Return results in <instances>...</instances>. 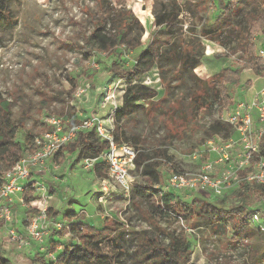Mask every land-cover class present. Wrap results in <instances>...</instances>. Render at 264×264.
Wrapping results in <instances>:
<instances>
[{"label": "rangeland", "instance_id": "1", "mask_svg": "<svg viewBox=\"0 0 264 264\" xmlns=\"http://www.w3.org/2000/svg\"><path fill=\"white\" fill-rule=\"evenodd\" d=\"M111 1L117 5L123 0ZM175 1L202 9L194 16L181 7L179 18L183 20V25L174 30L179 31V39L183 40H188L192 35L188 27L193 24L199 25L198 28L195 27L199 32L200 26L205 22L214 23L217 16L222 14L226 3L233 2V6L241 9L245 17L250 11L257 14L262 9L261 0ZM166 2L167 0H124L144 26L141 44L138 47L120 44L112 52H108L91 48L86 39L98 25H102L93 23L87 14V9H90L98 17L95 0H0V6L6 11L5 15L0 16V92L4 97H9L11 91L25 100V103H16L13 111L15 119L23 121L19 139L25 141L27 148L33 145L35 137L48 130V117H63L69 110L79 120L95 114L103 119L111 116L110 106L101 107L105 97L102 88L125 78L121 72L134 68L139 54L156 35H160V28L154 22L153 7L156 5L157 8H162ZM201 3H205L207 9ZM261 35L264 38L263 29L254 37L257 52L264 44ZM161 37L165 39L167 34H161ZM133 38L134 36L132 41ZM202 40L205 44V56L202 64L192 72L198 78L208 79L225 67H238L243 63L239 52L233 53L229 58L214 57L215 51L226 50L210 38L204 37ZM112 64L117 72L111 70ZM179 69L174 62L158 61L137 81L151 83L148 78L153 79L156 74L159 75L150 85H146L156 92L152 101H139L133 111L118 122L117 111L112 123L124 136L130 137L132 145L146 149L165 148L177 170L194 171L196 165L193 158L189 157L190 149L204 148L208 141L205 129L214 121L225 117L237 99L249 100L252 97L249 87L258 76L252 70H244L240 85L230 90L233 95L231 104L226 106L221 102H213L196 118L192 116L193 110L188 111L184 121L180 116L184 111L176 108L179 105H183V109L189 106L190 96L198 83L192 75ZM120 81L126 83L125 79ZM128 86L129 81L124 102L129 97ZM79 89L85 91L78 94ZM119 90L120 87L117 91ZM181 123L184 125L182 132L177 128ZM162 170L166 171L167 167H162ZM102 173V177L108 176L107 164ZM167 173L170 174L171 170ZM132 175L136 176L135 185H146L147 178L140 176L139 171L133 170ZM33 176L34 180L40 181L47 188L46 195L41 197L47 207V249L53 251L51 247L55 245L53 252L57 256L65 247L80 239L73 237V232L71 234L67 229H54L53 224L58 221L55 219H59L62 225L71 227L70 231L72 227H82L91 233L101 232L105 236L100 244L101 255L113 259L109 261L107 257V264H152L156 254L164 251L173 237L191 241V264H249L250 256L254 255L249 245L263 244L248 238V233L255 230L251 225L239 237H235L231 231L226 234L213 232L214 228L209 224L212 218H200L197 220L198 228H191V220L186 222L182 217L165 214L162 209L151 205V199L134 197V194H131L130 199L120 188L104 192L99 172L96 168L85 167L83 161L76 163L71 158H66L59 163L53 159L45 171L35 168ZM34 194L39 197L38 192L34 191ZM181 194L190 208L194 201L197 205L200 198L225 209L233 208L239 202L235 194L224 200L207 193ZM26 197H34L29 188L24 195L26 204H13L11 207V227L21 229V241L12 240L8 233L10 226L0 220V243L11 264H39L40 258L47 259L39 249L38 242L24 228L39 213L37 206H31ZM256 198L250 196L246 202L247 207L253 206ZM196 205L193 207L196 208ZM55 213H59V218L54 217ZM66 234L68 235L64 238ZM202 245L212 253L210 256L204 254ZM217 256L221 260H217Z\"/></svg>", "mask_w": 264, "mask_h": 264}, {"label": "trees", "instance_id": "2", "mask_svg": "<svg viewBox=\"0 0 264 264\" xmlns=\"http://www.w3.org/2000/svg\"><path fill=\"white\" fill-rule=\"evenodd\" d=\"M95 1L98 8V17L96 18L90 9H87V14L93 20V23L102 25H98L95 31L86 37L89 46L98 51L108 52H112L120 44L138 47L141 44L140 38L144 31V26L135 16L134 11L127 7L124 0L117 5H114L111 0ZM201 5L204 6L205 3H201ZM261 6L262 9L259 13L256 14L250 11L245 17L242 15L241 9L233 6V2L226 3L222 14L217 16L214 23L205 22L200 26L199 32L195 28H198L199 25L193 24L191 27H188L189 33L192 35L187 38L188 40H183L179 39V31L174 30L175 27H182L183 25V20L179 18V14L182 11L181 7H184L185 10L194 16H197L199 14L198 11L202 9L198 7L192 8L185 4L181 5L175 0H167L162 8H157L154 5V22L160 28V35H156L150 41L147 48L139 54L134 68L124 73L121 72V75L127 77L129 81V97L117 112V122L122 117L128 116L133 111V108L138 105L139 101H152V98L156 95L155 90L143 83H133V81H138L143 74L152 69L158 61L161 62L162 60L174 62V65L179 66L180 71L184 70L186 73L192 75L198 83L190 96L189 106L186 109H183V105H179L176 108L177 110L184 111V113H180L184 121L187 118L188 111L193 110L192 116L196 118L204 108H207L213 102H221L226 106L231 104L233 102V95L230 93V90L240 85L241 75L244 70H252L257 76H264V60L257 52L258 47L254 39L259 30H264V0H261ZM204 7L207 9L206 5ZM5 12L2 6H0V16L5 15ZM132 33L135 35H131ZM161 34H167V37L164 39V37H161ZM132 36H134V41L131 40ZM204 37L210 38L226 50L223 52L215 51L213 53L214 57L229 58L233 53L239 52L241 53L240 58L243 60V63L238 67H225L208 79L198 78L192 72L202 64V58L205 56V44L202 40ZM111 67L113 72H117L114 64ZM16 103H25V100L16 96L11 91L9 92V97H4L0 92V183L3 182L4 172L11 170L28 151L34 148L33 145L27 148L25 141L19 139L23 121L18 122L14 117L13 106ZM63 118L66 121L67 128L77 126L82 121L77 119L71 110L67 111ZM182 126H184L182 123L177 126L181 132L184 129ZM234 132V128L230 124L218 119L205 129V134L208 138L206 141L216 136L227 140L234 135ZM114 137L118 144H129L138 150L136 166L139 175L145 176L147 182L146 185H135L131 192V194H134V197L151 199L153 201L151 205H155L157 209H162L165 214L182 217L186 222L191 220L189 222L191 228H198L197 220L200 218H212L209 224L210 227L214 228L215 231L212 230L213 232L226 234L228 231H231L235 237H239L244 230L250 227L248 214L245 213L246 208H248L246 202L250 196L258 197L264 195V184L242 183L240 189L233 193L239 202L235 207L230 209L216 206L202 198L198 199L197 205L196 201H194L190 208L181 195L171 191L163 194L155 188L156 185H161L164 182L168 170H172L173 168L177 170L167 149L162 147L146 149L132 145L130 137L124 136L117 127ZM195 148L192 147L190 149L191 153H189V157L193 152L198 150ZM107 149V141L102 140L98 136L95 128L88 130L81 129L77 131L74 141L61 146L54 160L61 163L66 158H71L73 162H82L88 158H100L105 154ZM261 154L264 156V140L261 145ZM105 166L106 163L99 159L96 164V171L99 172L101 177L103 176L102 171ZM164 166L167 167L166 171L162 170ZM33 198L26 197V201H30ZM221 199L224 200L226 198L221 197ZM194 204L196 208L193 207ZM58 216L59 213L54 214V217ZM229 225L231 227L230 230L228 229ZM70 228L69 232H73L72 236L80 240L71 246L65 247L58 256L56 255V261L53 264L108 263L105 260L108 256L101 255L100 244L105 237L102 236L101 232L91 233L85 231L82 227L79 229L72 227L73 231H70ZM75 230L78 231L75 232ZM250 237L257 242H263V244L249 245L250 251L254 253V255L250 256L249 264H255L256 262L264 264V232L255 229L251 233H248V238ZM72 240L75 241L73 238ZM51 248L54 251L55 245ZM202 250L207 256L212 254L208 252L205 245H202ZM192 252L193 244L189 239L173 237L170 238L166 249L159 251V255L156 254V258L152 261V264H163L165 262L171 264H191ZM216 258L217 260L220 259L219 256ZM108 260L112 261L113 259L108 257ZM49 262L48 258L39 259V264H49ZM0 264H11L10 259L4 255L1 243ZM219 264L222 263L220 262Z\"/></svg>", "mask_w": 264, "mask_h": 264}, {"label": "built area", "instance_id": "3", "mask_svg": "<svg viewBox=\"0 0 264 264\" xmlns=\"http://www.w3.org/2000/svg\"><path fill=\"white\" fill-rule=\"evenodd\" d=\"M262 35L260 38L264 42ZM258 54L264 60V44ZM156 78H159L158 74L148 80L152 83ZM122 79H125L126 83H121ZM127 81V77L121 78L102 88L105 97L101 107L110 106L111 116L108 119L95 114L81 119L79 125L67 128L63 117H48L49 129L35 137L34 148L28 151L11 170L4 172L3 182L0 183V220L10 226L8 233L11 239L21 241V229L11 227L13 222L11 207L15 198L25 205L24 195L29 186H32L34 191L39 193V197L33 194L34 198L29 203L31 206H37L39 213L24 228L31 238L38 242L39 249L45 253L50 261L49 264L56 261V254L47 249L49 235V232L45 231L47 207L41 198L46 195L47 188L40 181L33 179L34 169L45 171L61 146L74 141L78 130L95 128L98 136L107 141L108 149L100 158L84 160L85 167L96 168L99 159L105 162L108 166V176L100 177L102 190L111 192V188H120L127 193L126 197L130 198L136 181L132 171H138L136 166L138 150L129 144L117 143L114 137L115 125L112 123L116 112L123 106ZM134 83H137V80H134ZM142 83L151 84L144 80ZM118 87H120L119 92ZM84 91L85 89H79L78 94ZM220 120L234 128V135L227 140L220 136L208 140L204 148L190 155L196 169L194 171L172 169L164 182L155 186L158 192L165 194L171 191L181 196L182 192H198L226 197L239 190L244 182L264 184V156L261 154L264 140V76L261 89L249 100L237 99L227 115ZM256 199L253 206L246 208L245 213L248 214L249 225L264 232V195ZM157 203L160 204L159 201ZM53 226L58 231L69 230V227L62 225L59 219ZM228 229H231L230 225Z\"/></svg>", "mask_w": 264, "mask_h": 264}, {"label": "crops", "instance_id": "4", "mask_svg": "<svg viewBox=\"0 0 264 264\" xmlns=\"http://www.w3.org/2000/svg\"><path fill=\"white\" fill-rule=\"evenodd\" d=\"M262 86H263V76H258V78L255 80V82H253L251 84V86L249 87V89H250L249 91H251V95L253 96L254 93L256 91H258L259 89H261ZM50 162H49V165H50ZM29 189L32 190L33 188L31 186H29ZM33 194H34V189H33ZM13 204H19V205L21 204V205H23L17 198L14 199V201L12 202V205ZM57 218H59V216ZM55 220H58V219H55ZM47 240H49V235L47 237Z\"/></svg>", "mask_w": 264, "mask_h": 264}, {"label": "water", "instance_id": "5", "mask_svg": "<svg viewBox=\"0 0 264 264\" xmlns=\"http://www.w3.org/2000/svg\"><path fill=\"white\" fill-rule=\"evenodd\" d=\"M144 9H146V7H143Z\"/></svg>", "mask_w": 264, "mask_h": 264}]
</instances>
